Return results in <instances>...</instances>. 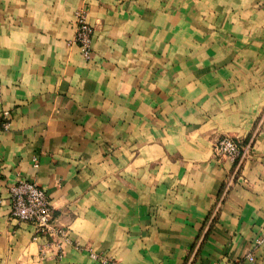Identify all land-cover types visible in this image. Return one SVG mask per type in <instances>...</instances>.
Segmentation results:
<instances>
[{
  "label": "crops",
  "instance_id": "crops-1",
  "mask_svg": "<svg viewBox=\"0 0 264 264\" xmlns=\"http://www.w3.org/2000/svg\"><path fill=\"white\" fill-rule=\"evenodd\" d=\"M5 110L0 264H264V0H0ZM18 179L66 240L10 216Z\"/></svg>",
  "mask_w": 264,
  "mask_h": 264
},
{
  "label": "built area",
  "instance_id": "built-area-1",
  "mask_svg": "<svg viewBox=\"0 0 264 264\" xmlns=\"http://www.w3.org/2000/svg\"><path fill=\"white\" fill-rule=\"evenodd\" d=\"M74 41L81 49L85 59L91 55V36L93 27L87 20V12L84 8L76 10L74 17ZM2 126L8 127L9 113H1ZM213 156L216 159L227 158L231 161L240 160L248 152V145H242L230 137L224 136L216 140L212 147ZM10 192V216L18 221L33 224L37 239L40 234L51 237H62L66 240V231L53 223L52 206L43 187L33 181L18 179L9 189ZM264 239V238H263ZM262 239V240H263ZM259 243V242H258ZM57 255L63 254L62 248L57 244ZM91 256L96 258L100 264H115L116 261L105 255H96L90 251ZM253 260L251 253L245 256Z\"/></svg>",
  "mask_w": 264,
  "mask_h": 264
}]
</instances>
